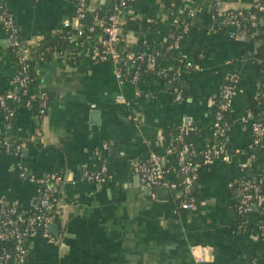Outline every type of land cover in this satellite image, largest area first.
Here are the masks:
<instances>
[{"label":"crops","instance_id":"0c3cea01","mask_svg":"<svg viewBox=\"0 0 264 264\" xmlns=\"http://www.w3.org/2000/svg\"><path fill=\"white\" fill-rule=\"evenodd\" d=\"M114 1L88 0L87 10ZM213 1L184 0L166 15L159 0H134L121 16L158 23L130 31L128 44H140L143 54L157 57L156 72H142L136 79L130 74L132 80H123L113 63L94 61L84 44L76 63L66 54L36 61V81L51 92L41 118L27 106L16 105L13 128L8 129L0 111V136L24 140L18 156L4 152L0 145V198L26 211L37 202L36 183L16 173L19 162L36 178L60 177L55 185L59 218L55 227H49L53 240L32 234L25 264H264V242L256 235L263 216L253 208L254 213L247 215L250 228L241 231L230 185L241 175L253 178L259 172L248 113L253 119H264V99L257 115L249 109L250 97L257 99L260 93L261 77L249 66L253 55L243 53V42L216 31ZM250 1L215 2L225 11L247 7ZM0 2L11 12L23 42L32 48L45 33L64 29V20L77 7L74 0ZM180 19L188 22L186 38L167 54L164 42ZM181 59L186 63L177 64ZM15 72L0 20V93L9 87ZM232 74L238 81L228 109V159L198 167L194 188L200 203L195 210H182L170 189L143 187L139 167L151 152L165 153L167 126L197 124L194 141L202 150L213 136L214 98ZM175 158L164 156L167 180L175 177ZM245 161L252 167L241 171L238 164ZM100 169L108 173L104 182L82 178L84 171ZM192 245L208 246L210 258L196 263L189 252Z\"/></svg>","mask_w":264,"mask_h":264},{"label":"built area","instance_id":"2783aa9c","mask_svg":"<svg viewBox=\"0 0 264 264\" xmlns=\"http://www.w3.org/2000/svg\"><path fill=\"white\" fill-rule=\"evenodd\" d=\"M125 0H121V5H123ZM217 4V3H216ZM218 6V4H217ZM262 8V7H260ZM84 4L80 1L79 5L76 7V13L69 19L64 20L63 28H74L75 34L74 38L81 36L84 32V25L81 20L85 16ZM192 15V12H189ZM251 19L254 20L255 16L252 15ZM2 27L6 33L9 44L17 54L18 61L23 64L25 69V61L28 59L30 54V49L24 46L19 40L18 31L15 28L14 21L9 15H3L1 18ZM94 24L101 27L100 32L97 34H88L84 44L89 46L90 57L96 62H111L114 64L116 69V75L120 77V72L118 65L120 63H130L134 64L137 56L132 51L123 52L115 48L116 42L122 39L124 42V47H127L130 32H122L121 26L124 24V19L120 13L110 14L106 20H102L97 16L94 17ZM89 31L93 30V26L88 28ZM233 34V33H232ZM243 36L244 32H238L234 35V38L238 36ZM231 36V35H230ZM179 45L178 38L173 43V48H177ZM155 58L152 54H146V64L145 69L150 70L154 66ZM137 78V71L134 75V79ZM228 83L222 84L220 88V97L222 102L219 105L221 110H228L229 103L233 94L234 82L236 78L234 75H230L226 78ZM12 81H18L20 86H24L25 83L29 81V77L24 75L22 77L15 76ZM17 95L15 92H8L5 95L0 94V106H2L5 100L13 101L16 99ZM119 98V96H117ZM180 98V95H177ZM28 107V106H27ZM46 103H40L39 113L44 114ZM13 111H9L5 116H12ZM250 119V131L252 137V144L255 146L259 144V138L264 139V125L258 119H253V116L248 113ZM221 115L219 112H215L212 121V138L221 136L225 133L224 128L219 124ZM9 129L10 125L6 124ZM5 147V152L9 151L8 142L3 141ZM261 146H264V142ZM20 147L16 146L13 152L10 154L19 155ZM187 146L184 145L178 152L173 148L168 147L164 154H158L151 152L148 155L147 163L141 164L139 167V178L140 183L145 188H153L157 186H163L172 191V195L177 206L182 210L192 211L195 210L199 201L198 198L191 194V189L193 187V182L197 179V170L201 165H209L216 160L226 161L228 157L225 154L224 143H215L212 141L205 145L202 152V157L200 163L197 162H184L186 157ZM167 154H173L177 156V161L175 163L176 169L174 171V179L167 180L166 174L169 171L164 165V156ZM241 171H248L252 167L247 161L238 164ZM102 171H104L102 169ZM17 175L30 182H35L37 185V194L40 206L44 207L45 211L41 215L29 216L27 218V226L24 230L19 229L16 225L18 220H25V217L32 214V208L29 211L24 210L15 202H8L4 198H0V204L6 205L7 208H3L0 212L2 219H0V264H24L25 256L27 254L28 239L32 236V226L36 225L41 227V235L53 240L49 227L54 222V210L52 205H50L51 200H56L54 193L56 191L55 185L60 181L59 176L55 175H43L40 177H34L29 171V168L23 163L19 162L16 165ZM182 175L181 179L178 175ZM84 180H93L98 183L105 181V177L97 174H92L84 171L82 174ZM251 177L247 175H241L238 178L232 180L230 185L235 188V195L237 197L236 210L238 213H248L253 208L257 207L262 200L261 194H258V185L250 180ZM255 178V177H253ZM261 182V180H259ZM19 206V207H18ZM18 208L20 210H18ZM9 214H15L16 219L9 218ZM261 215L264 218V210L261 211ZM31 231V232H29ZM256 235L258 238H264V222L258 225V230H256ZM9 248V249H7ZM189 252L191 257L196 263H202L210 258V250L208 246L204 245H192L189 247ZM199 253L197 255L196 253ZM13 259V260H12ZM12 260V261H11Z\"/></svg>","mask_w":264,"mask_h":264},{"label":"trees","instance_id":"16d2710c","mask_svg":"<svg viewBox=\"0 0 264 264\" xmlns=\"http://www.w3.org/2000/svg\"><path fill=\"white\" fill-rule=\"evenodd\" d=\"M80 1L83 2L85 9V16L81 20L82 24L84 25V32L81 36L75 37V29L74 28H64L57 32L56 34H49L45 33L44 38L41 39L39 44L32 48L19 36V40L24 46H27L30 49V54L28 59L25 61L26 67L23 68V64L18 61L17 54L13 50V48L10 46L11 53L14 58L15 66H16V72L11 77V83L9 87L4 90L1 95H5L6 93L12 91L15 92L17 95L16 99L12 101V105L10 106L8 104V100H5L4 104L0 106V111L2 115L4 116L5 123L10 125V129L13 128V121L12 116H8L5 118V116L8 114L9 111H13L14 107L16 105H23L28 106L35 115H37L38 118H41L48 107L49 100L51 99V92L47 89L41 88L35 78V70L34 65L37 60H42L48 55L52 54H66L69 57L70 62L76 63L78 61V53L82 45L85 43V38L88 34H97L100 32L101 27L94 24V17L97 16L98 18L102 20H106L107 17L110 14L113 13H121L123 9L130 6L134 0H125L124 4L121 5V0H115L113 4L109 6H102L98 9L89 11L87 10L88 7V0H74V3L76 6L79 5ZM161 3L162 12L168 15L170 13V10L174 8L175 6L180 5L184 2V0H159ZM216 1V0H215ZM213 1L212 3V15L217 21L216 25V31L227 33L234 37L235 34L238 32H244L243 36H238L237 39L241 40L243 42V53H252L253 55V61L251 65H249L251 68L255 69L258 76L261 77V88L260 93L256 98L250 97L249 100V109L251 112L255 115L259 113L260 106L259 101H263L264 99V0H251L250 4L247 7H241V8H233L228 9L225 11L219 10L217 7L216 2ZM262 7V8H260ZM76 11H74V14ZM73 14V15H74ZM87 14H90V18L86 19ZM3 15H9L12 20L14 21V18L11 15V12L4 6L3 3L0 2V20ZM254 15L255 19L252 20L251 16ZM124 19V24L121 26L122 32H138L140 28H152L155 27L156 20L151 21H142L139 19L132 18L128 15L122 16ZM186 20H178V24L175 26V28L172 30L171 35H168L164 46L167 50V54H170L173 50V43L178 38V43L181 44L185 38H186V31L185 26L187 25ZM15 24V21H14ZM90 26H93V30L89 31L88 28ZM15 28L18 31L17 25L15 24ZM233 33V34H232ZM124 42L122 39H119L116 42L115 48L119 50H123V52L132 51L135 56H137V59L134 64L130 63H120L118 65L120 77L123 80H132V77L129 76L130 74L132 76L135 75L137 72V77L142 73L151 74L156 72L157 70V57L154 61V66L152 69L145 71V64H146V55L142 53V50L140 48V44H131L127 47H124ZM181 58V57H180ZM186 63L184 59H181V61H178L177 64H184ZM191 70V65L188 66ZM24 75H27L29 77V81L25 83L24 86H20L18 81H12L15 76L22 77ZM234 77L236 78V82L238 81V76L234 74ZM228 83L227 80L224 81L223 84ZM235 83V82H234ZM184 94H181V98H184ZM261 98V99H260ZM45 102V112L44 114L39 113L40 109V103ZM222 102V99L220 97V92L217 94V96L214 98V104H213V115L215 112H219L221 115L220 120L218 121L220 126L224 128L225 133L221 136L213 137L209 140L215 143L222 142L224 143V147L227 146V130L230 125V117L231 114L228 110H221L219 108L220 103ZM260 122L264 125V119H261ZM198 133V126L197 124L193 122H189L186 124H182L178 127L173 126H167L163 130L164 135V143L166 146L173 148L176 152L180 150L184 145L187 146V152L186 157L184 158V162H197L202 157V152L205 146L202 150H200L196 144H195V136ZM3 141L8 142L9 151L7 153L13 152L16 146L20 147L19 155H21L24 140L13 137L9 134H4L0 136V145L3 151L5 152V145L3 144ZM264 142L263 138H259V144L255 145V148L257 149V156H256V164L259 166V172L255 178H250L252 182H255L258 185V194H261L263 197L258 206L256 207L255 213H261V211L264 210V146H261ZM175 161H177V156H175ZM254 161H250V163H253ZM92 174L99 173L100 175L106 177L108 175L107 171L104 170H94V171H87ZM181 179L182 175H178ZM261 180V182H259ZM197 179L193 182V187L191 189V194L196 196V191L194 188L195 182ZM89 182L96 183L93 180H90ZM235 190V188H233ZM55 199H57L56 193H54ZM236 203H237V197L235 195V199L233 202V208L235 212L239 216V229L241 231L248 230V227L250 228V224L247 221V215H250L251 213H254V210L252 209L248 213H238L236 210ZM50 205H52V208L54 210V222H58L59 218V212L58 207L56 206V200H51ZM19 207V206H18ZM3 208H7L6 205L0 204V212ZM18 210H20L18 208ZM45 209L44 207L40 206L39 200L35 203V205L32 208V214H29L25 217H22L25 220H18L16 222V225L19 229L24 230L27 226V218L29 216H36L41 215L43 217ZM9 218L16 219L15 214H9ZM0 219H2V216L0 215ZM264 222V218L260 219V221L256 225V229L258 230V225ZM31 232V231H29ZM41 233V227H38L36 225L32 226V233ZM262 242H264V238H260ZM9 249V248H7ZM13 260V259H12ZM11 260V261H12ZM27 260V254L25 256V263ZM24 263V264H25Z\"/></svg>","mask_w":264,"mask_h":264},{"label":"water","instance_id":"95a60500","mask_svg":"<svg viewBox=\"0 0 264 264\" xmlns=\"http://www.w3.org/2000/svg\"><path fill=\"white\" fill-rule=\"evenodd\" d=\"M89 18H90V14H87L86 19H89ZM181 78L184 79L185 76L183 75ZM8 104L11 106V105H12V101L8 100ZM56 224H57V223L54 222L53 224L50 225V227H52V226L55 227Z\"/></svg>","mask_w":264,"mask_h":264},{"label":"clouds","instance_id":"9594fccd","mask_svg":"<svg viewBox=\"0 0 264 264\" xmlns=\"http://www.w3.org/2000/svg\"><path fill=\"white\" fill-rule=\"evenodd\" d=\"M196 254H197V255H199V253H198V252H197Z\"/></svg>","mask_w":264,"mask_h":264}]
</instances>
